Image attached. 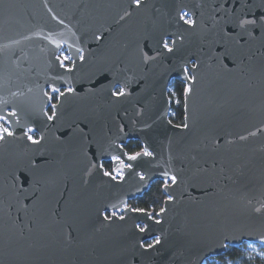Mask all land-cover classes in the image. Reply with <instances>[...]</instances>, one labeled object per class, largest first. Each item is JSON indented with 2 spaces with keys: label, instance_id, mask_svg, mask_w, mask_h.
Wrapping results in <instances>:
<instances>
[{
  "label": "water",
  "instance_id": "95a60500",
  "mask_svg": "<svg viewBox=\"0 0 264 264\" xmlns=\"http://www.w3.org/2000/svg\"><path fill=\"white\" fill-rule=\"evenodd\" d=\"M262 16L264 0H0V115L17 113L0 141V264H203L264 247V24L238 27ZM172 81L191 89L181 126ZM52 85L65 96L48 121ZM128 141L142 146L135 161ZM155 181L165 211H130Z\"/></svg>",
  "mask_w": 264,
  "mask_h": 264
},
{
  "label": "snow or ice",
  "instance_id": "6c2138e0",
  "mask_svg": "<svg viewBox=\"0 0 264 264\" xmlns=\"http://www.w3.org/2000/svg\"><path fill=\"white\" fill-rule=\"evenodd\" d=\"M134 3L136 4L137 7L140 6V3H141V0H134ZM188 14L185 12V13H182L181 16H180V19L184 21V23L186 24H189V25H194V21L191 20V19H185V17H187ZM258 23L260 24H264V16L260 17L259 20L256 19V18H253V19H240L239 22H238V27L241 28V29H247L248 26H252V27H256L258 25ZM176 41L174 40L173 41V44H175ZM161 44H162V49L167 52V53H172L174 51V47L170 46L169 43L167 42V40H164L162 38L161 40ZM161 53H157V55H160ZM59 59V58H58ZM81 60L84 59L83 55H81L80 57ZM156 59V56H150L148 55L147 53H144V61L145 62H148L149 60H155ZM70 60V57L68 56H64L63 60L60 61V66L63 67L65 69V71L67 72H72L74 70V65H75V61H72V65L73 67H69L68 65H66L64 63V61H69ZM193 67H196V65H193ZM183 72L185 74L188 73V68L185 67L183 68ZM187 79L189 80H194V77H191V76H188ZM75 91V89H73L72 87H68L66 89V92L67 93H73ZM184 92H185V95L189 94L191 92V89L189 87H185L184 89ZM51 93L53 94H56L55 95V99L57 100V103H59L60 101V98L61 97H64L65 96V92H62L60 91L59 88L55 87L54 85L51 86ZM45 95L48 96V100H49V106L51 108V115H48L47 113H44L47 120L48 121H53L57 115H58V112H57V103H51V101L53 100V95H50L49 93H45ZM111 95L116 97L117 99H120L122 97H126L128 95V92L126 91V85H121L119 83H114L111 85ZM17 113L15 110L7 113L6 115H0V121H4L5 123H8V118L9 117H13V116H16ZM185 127H187V125H185ZM36 130L33 128V127H28L27 130L24 132V135L25 137L27 138L28 141H31V143L33 144H40V142L43 140V136H41L39 139H34L33 138V135H31L30 133H34ZM14 135V132L11 131L8 127H5L3 125H0V141L4 140L6 136H13ZM144 156H152L153 153L148 151L147 149L144 150V152L142 153ZM141 156V153H136L135 155H131V156H128L127 159L129 161H135L137 160V158ZM114 160H119L120 158L119 157H113ZM121 164L123 165V167L125 168H129L131 169L132 168V165L131 164H124L123 161H121ZM101 168H103V165H100ZM104 176H109L111 177L113 180L116 179V176H113L111 173L109 172H104L103 173ZM118 175L120 176V179L123 180V173L122 172H119ZM137 175L139 176V178L141 180H144L145 179V176L142 174V173H137ZM164 176H168V173L165 172L163 173ZM171 181H172V184H176L177 183V178L175 176H171L170 177ZM165 188H168L170 187V185L168 184L167 181H165ZM169 201H171L173 199V197L171 195L168 196L167 198ZM130 211H133V212H141L143 213L144 212V209H136V208H132V209H129ZM165 211L164 208H161L160 209V212L163 213ZM256 211H260V209H256ZM116 213L113 212L112 213V216H115ZM152 217L149 215V219H151ZM105 219H111V217L109 216H105ZM119 219L123 220L124 217L123 216H120ZM156 223H160L159 220L156 221ZM136 227L139 229L140 232H144L146 230V227H140V225H136ZM161 241H160V237L157 236L155 237V239L153 240L152 243H149L147 245H144L143 243H141L140 247L142 248H147V249H151L153 248L156 244H159ZM260 255H264V253H261Z\"/></svg>",
  "mask_w": 264,
  "mask_h": 264
},
{
  "label": "trees",
  "instance_id": "16d2710c",
  "mask_svg": "<svg viewBox=\"0 0 264 264\" xmlns=\"http://www.w3.org/2000/svg\"><path fill=\"white\" fill-rule=\"evenodd\" d=\"M185 85L178 81H172L169 85L168 97L170 100V113L169 120L172 124L176 126H181L183 124V95H184ZM126 149L131 153H137L141 151V145L132 141L126 146ZM106 170H109L108 166L104 165ZM161 181L153 182L149 189L141 196L131 201L129 205L132 208L144 209L146 211H151L153 215L157 213L162 208L165 196L162 193ZM213 262H210V261ZM217 261L218 263H214ZM264 264V258L256 255H246L240 247H228L225 253L217 258H210L206 261V264Z\"/></svg>",
  "mask_w": 264,
  "mask_h": 264
},
{
  "label": "flooded vegetation",
  "instance_id": "af4514ba",
  "mask_svg": "<svg viewBox=\"0 0 264 264\" xmlns=\"http://www.w3.org/2000/svg\"><path fill=\"white\" fill-rule=\"evenodd\" d=\"M185 19H189V16L185 17ZM167 42H168V41H167ZM168 43H169V42H168ZM63 55L69 57V55L67 54L65 48H63V49L59 52L58 57H59L61 60H63V58H64ZM64 63H65L66 65H68L69 67H71V64H72L71 60H69V61H64ZM178 82H179V81H178ZM180 83H181V82H180ZM168 90H169V87H168ZM47 93H48V92H47ZM50 95H53V97H54L53 100L51 101V103H56V101H57V100L55 99V95H56V94H50ZM168 98H169V97H168ZM169 103H170V100H169ZM170 108H171V106H170ZM46 112H47L48 115H51V108H50V106L47 108ZM169 113H170V111H169ZM2 125L5 126V127H7V124H6V123H3ZM31 135H33V138H34V139H38V136H37L35 133H32ZM129 142H132V141H128V142L125 144V146H124L123 148H124V150L126 151V153H127L128 155L135 154V153H131L129 150L126 149V146H127V144H128ZM141 151H142V146H141ZM141 151H140V152H141ZM137 153H138V152H137ZM111 162H112V160H109V161H106V162H102V163H101V165H103V169H104L105 172H109V173H111V170H112V164H111ZM105 164L108 166L109 170H106V169H105V167H104ZM162 183H163V182H162ZM162 186H163V185H162ZM149 187H150V186H149ZM134 200H135V199H134ZM131 201H133V200H130V201L127 203L128 206H130L129 203H130ZM130 207H131V206H130ZM131 208H132V207H131ZM144 211H145V212H149V213H151V211H146V210H144ZM158 212H160V210L157 211V213H158ZM157 213H156V214H157ZM156 214L153 215V214L151 213V216H152V217H155ZM106 216H108V215H106ZM147 244H149V243H147Z\"/></svg>",
  "mask_w": 264,
  "mask_h": 264
},
{
  "label": "rangeland",
  "instance_id": "374dc122",
  "mask_svg": "<svg viewBox=\"0 0 264 264\" xmlns=\"http://www.w3.org/2000/svg\"><path fill=\"white\" fill-rule=\"evenodd\" d=\"M64 57V55H63ZM240 249L246 254V255H256L259 257L264 258V255H260L261 253H264V247L257 244H250V243H243L240 246ZM207 259L206 261H208ZM206 261L203 264H206ZM210 262H213L212 260ZM214 263H218L217 261H214ZM227 264H231L230 262H227Z\"/></svg>",
  "mask_w": 264,
  "mask_h": 264
}]
</instances>
